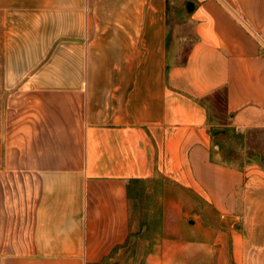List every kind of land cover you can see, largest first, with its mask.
<instances>
[{
  "label": "crops",
  "instance_id": "obj_1",
  "mask_svg": "<svg viewBox=\"0 0 264 264\" xmlns=\"http://www.w3.org/2000/svg\"><path fill=\"white\" fill-rule=\"evenodd\" d=\"M219 91L264 129V0H0V264H264V168L214 145Z\"/></svg>",
  "mask_w": 264,
  "mask_h": 264
},
{
  "label": "rangeland",
  "instance_id": "obj_2",
  "mask_svg": "<svg viewBox=\"0 0 264 264\" xmlns=\"http://www.w3.org/2000/svg\"><path fill=\"white\" fill-rule=\"evenodd\" d=\"M88 12L90 13V10H88ZM206 104L208 106L210 119L215 120V125L219 129L221 128L218 131L221 130L225 131L224 134H222V136L217 135L215 137V139L213 140L214 145L217 146V144L220 143L224 146H228L229 149H224V151L229 152L231 158H235V159L238 158V162L240 163L243 161L254 160L264 168V129L252 130L250 132L243 133L240 130H236L234 128L225 126L228 117L224 111V98L222 91H219L213 97H211ZM215 150L217 151L219 149H215ZM234 161L237 162V160ZM155 188L156 187H153L151 189V192L156 196L155 198L153 197L154 200L150 199V197L147 196L146 194L147 192L145 191L144 188L142 203L140 202L139 205L140 208L144 210L142 213L143 227L150 226L147 223L153 220L151 216L155 215L154 214L155 211L157 213L159 212L160 214V211L163 208L162 204L159 201H157L158 195H156L157 193H159L162 187H157L156 190H154ZM155 220L156 218L153 221ZM146 229L148 231L149 227H147ZM138 234L144 235V233L143 234L138 233ZM139 239L140 240L135 241V244L132 247L134 246L142 247L145 245L144 239L142 237H139ZM129 244L130 243H128V245Z\"/></svg>",
  "mask_w": 264,
  "mask_h": 264
},
{
  "label": "water",
  "instance_id": "obj_3",
  "mask_svg": "<svg viewBox=\"0 0 264 264\" xmlns=\"http://www.w3.org/2000/svg\"><path fill=\"white\" fill-rule=\"evenodd\" d=\"M192 7H193L192 3L191 2H187V4H186L187 11H191ZM219 132L220 131H216V132L213 133V135L216 136L217 134H219ZM221 132H223V131H221Z\"/></svg>",
  "mask_w": 264,
  "mask_h": 264
}]
</instances>
